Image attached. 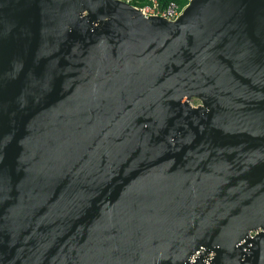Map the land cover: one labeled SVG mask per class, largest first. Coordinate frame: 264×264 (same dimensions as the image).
<instances>
[{
    "label": "water",
    "instance_id": "water-1",
    "mask_svg": "<svg viewBox=\"0 0 264 264\" xmlns=\"http://www.w3.org/2000/svg\"><path fill=\"white\" fill-rule=\"evenodd\" d=\"M208 251L264 264V0H0V264Z\"/></svg>",
    "mask_w": 264,
    "mask_h": 264
},
{
    "label": "built area",
    "instance_id": "built-area-1",
    "mask_svg": "<svg viewBox=\"0 0 264 264\" xmlns=\"http://www.w3.org/2000/svg\"><path fill=\"white\" fill-rule=\"evenodd\" d=\"M127 2L135 4L138 9L142 11V13L146 16L148 15H153V14H158L164 17H167L169 19H175L177 18L183 11L185 5H180L176 1H168L166 3H161L160 0H125ZM189 102L196 106L201 103L200 100L193 98L190 99ZM256 231H251V235H253ZM206 249L203 247L199 249L196 253L191 255L190 260L194 261L196 260V257H198L200 252L205 251ZM214 255V251H208L206 254H203V258L207 264H210L208 259H211Z\"/></svg>",
    "mask_w": 264,
    "mask_h": 264
},
{
    "label": "trees",
    "instance_id": "trees-1",
    "mask_svg": "<svg viewBox=\"0 0 264 264\" xmlns=\"http://www.w3.org/2000/svg\"><path fill=\"white\" fill-rule=\"evenodd\" d=\"M161 1V3H166V2H168V1H176V2H178L181 6L182 5H185L187 2H188V0H160Z\"/></svg>",
    "mask_w": 264,
    "mask_h": 264
}]
</instances>
